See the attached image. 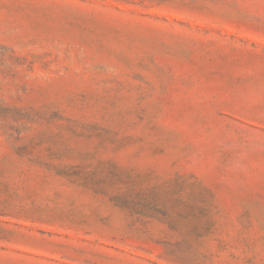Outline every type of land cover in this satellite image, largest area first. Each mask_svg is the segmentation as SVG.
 <instances>
[{"label":"rangeland","instance_id":"374dc122","mask_svg":"<svg viewBox=\"0 0 264 264\" xmlns=\"http://www.w3.org/2000/svg\"><path fill=\"white\" fill-rule=\"evenodd\" d=\"M0 264H264V0H0Z\"/></svg>","mask_w":264,"mask_h":264}]
</instances>
